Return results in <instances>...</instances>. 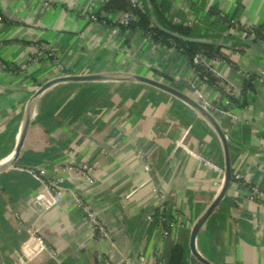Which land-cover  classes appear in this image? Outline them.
I'll return each instance as SVG.
<instances>
[{
	"label": "crops",
	"instance_id": "1",
	"mask_svg": "<svg viewBox=\"0 0 264 264\" xmlns=\"http://www.w3.org/2000/svg\"><path fill=\"white\" fill-rule=\"evenodd\" d=\"M110 1L0 0V158L12 152L42 84L63 75L111 74L58 83L36 98L19 154L0 170V264H202L190 233L221 186V141L194 107L113 76L121 73L153 78L196 101L200 92L231 113L210 112L240 178L231 177L196 245L213 264H264V53L240 36L241 28H256L252 40L264 50V0H137L147 28L117 27L129 5L105 9ZM155 22L184 27L194 43L208 44L201 53L215 72L193 71L180 44L150 34ZM36 174L63 179L60 203L41 215L31 202ZM73 195L107 238L98 237Z\"/></svg>",
	"mask_w": 264,
	"mask_h": 264
},
{
	"label": "water",
	"instance_id": "2",
	"mask_svg": "<svg viewBox=\"0 0 264 264\" xmlns=\"http://www.w3.org/2000/svg\"><path fill=\"white\" fill-rule=\"evenodd\" d=\"M155 25L162 32H164L165 34H167L171 37H174V38H177L180 40H184V41H196V39H194V38L179 34L178 32L167 29V28H165V27H163L157 23ZM245 42L250 44V45L257 47L259 50H261L264 53V50L262 49V47L257 42H255L254 40L245 39ZM113 76H118V77L120 76L121 78H124V79L132 77V78H134V79H136L142 83L149 84L151 86H154L158 89H161L163 91H166V92L172 94L173 96L179 98L180 100H182V101L186 102L187 104H189L190 106L194 107L199 114H201L204 118H206V120L211 124V126L216 131V133H217V135L221 141V145H222V149H223V156H224L222 183H221V186H220L217 194L214 196V198L211 200L209 205L205 208V210L202 212V214L199 216V218L193 224L192 229H191V233H190V243H189L190 248H191L194 256L202 264H213L212 262H210L206 257H204L199 252L197 245H196V237H197V234H198L200 227L203 225L205 220L208 218V216L211 214V212L219 204V202L221 201V199L225 195V192H226V190L230 184V181H231V177H232L231 160H230L229 148H228V145H227V142L225 139V135L223 134V132H222L217 120L215 119V117L205 107H203L199 103V101H196L193 98H191L190 96L182 93L177 88H175L171 85H168L166 83H163L161 81L155 80L153 78L143 76V75H131V74L121 73V74H114ZM109 78H111V74H100V73L71 74V75H63V76H59L56 78H52V79L46 81L44 84H42L36 90L32 100L29 102L28 106L26 107L25 114L23 117V121L21 124V128H20L16 143L13 147L12 152L10 153L9 162L5 166H0V170L11 166L15 162V160L19 154V150L22 146L23 139L25 137V133H26L27 127H28L30 119H31L34 102H35L36 98H38L44 91L48 90L49 88H51L52 86H54L58 83L88 82V81L105 80V79H109ZM176 83L178 85H184L187 88H189L191 91H193L192 86L190 84H188L184 79L177 80Z\"/></svg>",
	"mask_w": 264,
	"mask_h": 264
},
{
	"label": "built area",
	"instance_id": "3",
	"mask_svg": "<svg viewBox=\"0 0 264 264\" xmlns=\"http://www.w3.org/2000/svg\"><path fill=\"white\" fill-rule=\"evenodd\" d=\"M129 8L126 10H123L120 12L118 18L116 19V25L117 27H129L133 24H136L138 21V14L136 13V5L137 0H128ZM89 20L91 21H99V22H106V18L104 15L99 16L97 13H87L85 15ZM3 20V16L0 14V21ZM235 28H238L237 24L234 26ZM151 30V29H150ZM151 35L154 34V32L151 30ZM240 36H242L245 39H256L259 37V30L252 26H245L241 28L240 30ZM168 41L176 45V42L168 38ZM197 66H202L204 70L211 69L215 72V70L212 68L209 61L206 59L205 56L200 52L194 54L191 58V67L193 71H197ZM197 97L199 100V103L205 107L209 112L215 113L219 116H231V113L227 110H225L222 107H217L212 105L200 92H197ZM211 110V111H210ZM200 158V157H199ZM202 160L203 164L207 166L214 167L215 169H218L221 171L219 167L215 166L210 160L200 158ZM233 178L239 179L240 175L238 173L232 174ZM36 178L38 181V188L33 194L32 197V205L37 210L38 214L41 215L44 212H48L55 208L61 201L63 197L64 188L62 186L63 179L61 177H54L49 178L47 176L36 174ZM74 196V203L82 212V214L85 216L87 222L91 225V227L95 230L98 237L107 238L108 232L102 225L99 219H97L94 214L90 211L88 206L83 202V200L77 196ZM166 218L161 219V226L163 224H167ZM155 262H160V259L158 260L157 257H154ZM139 259H143L142 256L139 257Z\"/></svg>",
	"mask_w": 264,
	"mask_h": 264
},
{
	"label": "trees",
	"instance_id": "4",
	"mask_svg": "<svg viewBox=\"0 0 264 264\" xmlns=\"http://www.w3.org/2000/svg\"><path fill=\"white\" fill-rule=\"evenodd\" d=\"M120 3V4H119ZM128 2L127 0H113V1H110L109 3H107L105 5V9H111V8H115V7H118V8H127L128 7ZM136 11V9H135ZM138 21L136 22V24H139L140 26L142 27H146L150 24V22L148 21V18L146 16H144L143 14H141L140 12H138ZM150 29L155 32V35H159L161 37H164V38H171L173 39L177 44H180L183 48H184V51L186 52V54L192 58V56L194 54H196L197 52L199 51H206V50H210V46L208 44H197V43H194L193 41H184V40H180V39H177V38H174V37H171L167 34H165L164 32H162L159 28L155 27V26H151ZM179 34H182V35H188V31L186 28L182 27V28H177L175 29Z\"/></svg>",
	"mask_w": 264,
	"mask_h": 264
},
{
	"label": "bare ground",
	"instance_id": "5",
	"mask_svg": "<svg viewBox=\"0 0 264 264\" xmlns=\"http://www.w3.org/2000/svg\"><path fill=\"white\" fill-rule=\"evenodd\" d=\"M37 101V100H36ZM34 102V105H33V107L36 105L35 103H37V102ZM9 159H10V154H7V155H5V156H3V157H1L0 158V166H5V165H7L8 164V162H9Z\"/></svg>",
	"mask_w": 264,
	"mask_h": 264
}]
</instances>
